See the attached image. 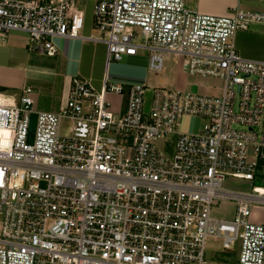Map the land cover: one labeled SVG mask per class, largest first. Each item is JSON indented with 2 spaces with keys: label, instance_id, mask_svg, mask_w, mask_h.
I'll use <instances>...</instances> for the list:
<instances>
[{
  "label": "built area",
  "instance_id": "built-area-1",
  "mask_svg": "<svg viewBox=\"0 0 264 264\" xmlns=\"http://www.w3.org/2000/svg\"><path fill=\"white\" fill-rule=\"evenodd\" d=\"M256 25L262 10L215 17L188 0L98 2L94 29L107 65L146 53L158 76L173 56L188 75L221 82L222 94L106 76L100 92L73 79L58 112H38L31 87L19 102L0 103V264H231L208 259L210 241L227 253L240 242L238 264H264V225L252 221L264 205V63L234 44ZM84 26L76 0H0V46L25 32L30 54L54 58L55 40L80 38ZM111 94L126 97L123 114ZM186 117L202 121L199 132H180ZM229 179L251 192L226 189ZM223 200L238 201L231 221L217 216Z\"/></svg>",
  "mask_w": 264,
  "mask_h": 264
},
{
  "label": "crops",
  "instance_id": "crops-1",
  "mask_svg": "<svg viewBox=\"0 0 264 264\" xmlns=\"http://www.w3.org/2000/svg\"><path fill=\"white\" fill-rule=\"evenodd\" d=\"M76 1L78 8L85 14L82 36L57 38L55 40L59 49L57 57L30 54L29 35L25 32H11L6 37L0 46V95L4 103L19 102L22 90L31 87L34 90L35 109L38 112L54 113L67 103L72 81L75 78L89 80L98 92L102 90L106 76L119 80L143 81L148 84V77L153 74L149 66L147 70H143L131 64L107 65V45L96 40L98 35L94 29V7L98 2L107 0ZM188 5L199 14L215 17H226L232 10L238 8L264 11V5L240 0H188ZM234 44L242 58L264 63V25H256L248 31L238 32ZM154 76L160 81L153 87L211 97L222 94L221 82L212 80L214 85L216 83V87L204 86L200 77L188 75L183 70L182 60L173 56L166 61L164 73L158 77ZM108 98L112 101L113 112L116 115L123 114L126 97L111 94ZM201 126V120L186 117L182 121L180 131L185 134H195L200 131ZM172 138L173 142L175 137ZM163 146L162 143V150L165 149ZM259 211L263 212L262 217H259ZM252 221L264 225V205L255 206Z\"/></svg>",
  "mask_w": 264,
  "mask_h": 264
},
{
  "label": "rangeland",
  "instance_id": "rangeland-1",
  "mask_svg": "<svg viewBox=\"0 0 264 264\" xmlns=\"http://www.w3.org/2000/svg\"><path fill=\"white\" fill-rule=\"evenodd\" d=\"M253 27H251L252 29ZM123 64H131L138 69H143L147 70L149 66V59L147 58V55L145 53H140L138 57L136 58H124ZM161 75V74H160ZM171 75V74H170ZM169 75V76H170ZM158 77V76H156ZM162 77V76H161ZM201 78V77H200ZM202 84L204 86H217L216 83L215 85L213 84L212 79L210 78H201L200 79ZM160 80L155 79L154 74H151V76L148 77V87L151 89L153 86H155ZM154 88H163V87H153ZM151 91L148 92L147 97L151 99ZM110 100V98H109ZM69 123L65 122L62 126V134L63 135H68L69 134ZM239 128V127H236ZM240 129V128H239ZM181 132V131H180ZM173 138L171 137L172 142ZM162 146V143H161ZM165 148V146H163ZM167 154L171 155L172 154V148L168 147L167 149H164ZM224 187L228 190H233L236 192H251L252 186L249 183L241 182L238 180H233L229 179ZM238 204V201H233V200H223L220 205L217 207V216L220 218H223L225 220L231 221L235 218V212H236V206ZM263 216V212L259 211V217ZM240 245L241 243L239 242L237 245V250L235 252L227 253L224 251H221V243L219 241H210L209 246H208V251H207V256L208 259L213 260V261H222V262H230L231 264H238V257H239V251H240Z\"/></svg>",
  "mask_w": 264,
  "mask_h": 264
},
{
  "label": "water",
  "instance_id": "water-1",
  "mask_svg": "<svg viewBox=\"0 0 264 264\" xmlns=\"http://www.w3.org/2000/svg\"><path fill=\"white\" fill-rule=\"evenodd\" d=\"M37 119H38V116L36 114H32L30 117L29 133H28V143L29 144H33L34 142L36 127H37Z\"/></svg>",
  "mask_w": 264,
  "mask_h": 264
},
{
  "label": "bare ground",
  "instance_id": "bare-ground-1",
  "mask_svg": "<svg viewBox=\"0 0 264 264\" xmlns=\"http://www.w3.org/2000/svg\"><path fill=\"white\" fill-rule=\"evenodd\" d=\"M0 103H3V101H0Z\"/></svg>",
  "mask_w": 264,
  "mask_h": 264
}]
</instances>
